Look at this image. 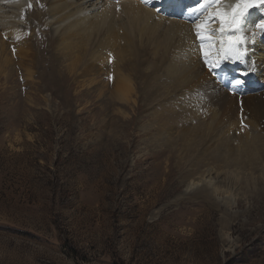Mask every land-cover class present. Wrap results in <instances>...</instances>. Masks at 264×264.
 Returning a JSON list of instances; mask_svg holds the SVG:
<instances>
[{
    "label": "rangeland",
    "instance_id": "1",
    "mask_svg": "<svg viewBox=\"0 0 264 264\" xmlns=\"http://www.w3.org/2000/svg\"><path fill=\"white\" fill-rule=\"evenodd\" d=\"M117 62L77 85L0 73V264H264L256 203L218 169L233 145L145 64L118 63L135 92L112 99Z\"/></svg>",
    "mask_w": 264,
    "mask_h": 264
},
{
    "label": "bare ground",
    "instance_id": "2",
    "mask_svg": "<svg viewBox=\"0 0 264 264\" xmlns=\"http://www.w3.org/2000/svg\"><path fill=\"white\" fill-rule=\"evenodd\" d=\"M168 1L0 0V73L12 70L20 57V68L35 70H27L29 83L38 81L34 74L40 73V79L48 77L49 84L61 85L70 79L77 85L80 74L97 75L116 56L119 62L112 64L111 75L116 81L111 96L115 101L129 103L135 92L133 79L122 73L118 63L128 69L147 65L146 87L171 83L177 97L195 104L204 114L207 146L216 144L220 149L226 141L233 145H225L218 169L233 178L237 195L256 203L250 212V226L257 220L264 223V30L255 27L264 19V2L256 0L260 6L247 10L243 24L247 39L242 47L247 51L239 79L248 84L250 92L242 95L246 88L228 92L211 76L210 65L201 52L202 42L196 36L197 24L205 19L215 47L209 49L208 41L203 42V47L210 51L207 59L216 61L219 37L224 33L218 31L220 16L213 10L223 9V4L208 0L202 3L205 13L199 20L190 11L191 19L186 21L163 14ZM224 2L230 6V18L238 0ZM198 4L194 2L193 8ZM146 108L151 115L154 107L147 104ZM212 132L219 138H211ZM153 143L157 148V141ZM263 232L256 230L252 235Z\"/></svg>",
    "mask_w": 264,
    "mask_h": 264
},
{
    "label": "snow or ice",
    "instance_id": "3",
    "mask_svg": "<svg viewBox=\"0 0 264 264\" xmlns=\"http://www.w3.org/2000/svg\"><path fill=\"white\" fill-rule=\"evenodd\" d=\"M264 2V0H261ZM119 3V0H117ZM260 5L256 2V0H238V3L235 5V8L229 14H220V28L219 32L224 33V35L219 37V47L216 52L217 60L214 62H210L207 57L210 54L209 50H205L203 47V42H209V49L215 47V44L212 41V34L207 30L206 23L204 21H200L197 24V38L202 42L201 52L205 57V63L210 65L211 68H218L221 63V57L223 60H231L232 62L243 61V58L246 54L247 49L242 46L246 42V37L244 35L243 24L245 22V16L247 14V10L251 7H259ZM204 7L201 4L197 8L190 9L191 12H199ZM255 27L264 30V19H261ZM228 32H232L233 35H228ZM242 84L241 80H235L234 86H239Z\"/></svg>",
    "mask_w": 264,
    "mask_h": 264
}]
</instances>
